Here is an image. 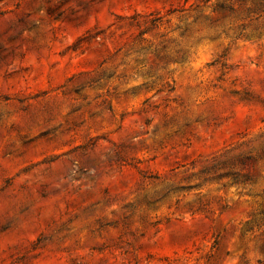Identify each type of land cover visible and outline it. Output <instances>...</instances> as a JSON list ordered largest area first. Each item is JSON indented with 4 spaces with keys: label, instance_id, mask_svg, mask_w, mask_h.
Listing matches in <instances>:
<instances>
[{
    "label": "rangeland",
    "instance_id": "obj_1",
    "mask_svg": "<svg viewBox=\"0 0 264 264\" xmlns=\"http://www.w3.org/2000/svg\"><path fill=\"white\" fill-rule=\"evenodd\" d=\"M0 264H264V0H0Z\"/></svg>",
    "mask_w": 264,
    "mask_h": 264
}]
</instances>
